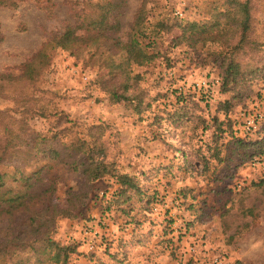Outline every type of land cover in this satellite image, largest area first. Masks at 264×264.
<instances>
[{"label": "rangeland", "instance_id": "rangeland-1", "mask_svg": "<svg viewBox=\"0 0 264 264\" xmlns=\"http://www.w3.org/2000/svg\"><path fill=\"white\" fill-rule=\"evenodd\" d=\"M72 1L89 13L103 0H51L50 10L36 0L0 6V142L20 128L25 138L39 134L0 171L18 190L16 166L38 174L30 191L52 183L49 204L77 206L75 216L56 217L50 234L75 243V251L66 263L50 252L43 264H264V172L249 160L264 151V116L252 135L242 129L243 112L264 110V0H249L248 37L240 43L226 20L234 12L229 0H121L114 12L119 26L109 34L126 41L140 12L142 42L152 41L145 47L150 60L128 64L126 77L124 52L112 41L73 52L51 47V37L73 22ZM214 17L219 27L207 28L202 39H177L179 25ZM220 56L241 68L225 91ZM123 83L127 93H142L140 112L110 99L108 89ZM78 138H97L113 172L132 176L140 191L115 200L113 175L91 180L73 170L67 161L80 158L70 157L66 145ZM28 215L16 213L10 225L0 217V239L9 232L27 239ZM19 256L35 264L33 251Z\"/></svg>", "mask_w": 264, "mask_h": 264}, {"label": "trees", "instance_id": "trees-1", "mask_svg": "<svg viewBox=\"0 0 264 264\" xmlns=\"http://www.w3.org/2000/svg\"><path fill=\"white\" fill-rule=\"evenodd\" d=\"M42 8H47L50 10L51 0H36ZM71 7L74 10L73 22L66 21L62 32H59L51 37L48 41L51 47H61L63 49H68L73 52L75 49H81L82 47L95 45L102 41L109 40L113 42L114 46H118V49L124 52L122 55L123 61L120 64L125 65L121 77H126V66L129 64L137 63L142 64L145 61L150 60V56L147 55L145 47L148 45L142 42L141 36L142 31L139 32L140 28V12L136 16L133 25V34L128 37L126 41H121L118 36H112L109 34L111 30H116L119 26V19L117 14L114 12L118 9L121 0H103L102 3L96 2L92 4L93 9L89 13L84 12L83 9L74 8L76 2H73ZM229 4H234L231 12L229 9L226 15V20L230 22V26L239 31L238 42H245L248 37L249 30V19H250V8L251 4L249 0H243L240 2L238 0H229ZM17 0H0V6H16ZM50 6V7H49ZM220 21L217 18H213V21L205 24H197L192 22L186 25H179L181 28V34L177 36L179 41L184 40H195L202 39V36L207 32V28H218ZM162 29H166V25L160 24ZM117 31V30H116ZM205 38V37H204ZM203 38V39H204ZM2 39L0 32V41ZM111 44V43H110ZM237 45L233 46L234 49ZM232 52V51H230ZM221 57V68H222V91L228 90L229 83L238 81V73L240 72V65L236 62L233 57ZM129 73V72H128ZM136 78V76H133ZM130 88L129 84L123 83L122 86H114L108 89L109 97L113 102L124 101L128 105L134 104L135 110L140 112L143 109V99L141 98L142 93H127ZM143 102V104H142ZM226 103V102H225ZM148 105V104H146ZM228 105V104H227ZM230 109V105L225 111ZM27 111V110H26ZM25 111V112H26ZM30 109L31 114H37L41 116H46L45 112L36 109ZM4 111H0L3 114ZM4 129L8 130L7 126ZM25 131L20 128V132L15 133L12 137L8 138L5 136L3 142H0V167L5 166L6 159L15 155L18 149L23 144H31L39 137L36 134L34 138H25ZM55 138V135L52 137ZM41 139L48 140L46 136L41 137ZM1 140V139H0ZM264 141V140H263ZM2 143V144H1ZM36 148L38 152L49 153L52 157H58L60 154L58 149L47 144L45 147L40 148L38 145L34 144L32 146ZM66 149L69 151V156H79L80 159H73L72 161H67L69 166L73 170L80 169L81 173L84 174L88 179L97 180L106 175H113L115 177V182L117 188L113 193L112 199L118 200L124 197L122 202L129 201L131 193L134 191H140L139 186L135 179L122 172H113L114 167L110 162L105 161V151L103 146L96 140L90 141L86 138H78L77 141H71L66 145ZM264 151L255 154V156H260ZM250 158L249 160H251ZM51 167V165H49ZM18 178L14 174V178L18 179L21 185V189H14L12 186L6 185V173L0 171V217H6L7 224H11L15 218L16 213L29 214L28 219L30 221V236L26 239L20 235L13 234L12 232L7 233L6 237L0 239V264H24L29 263V259H20L19 254H23L26 250L33 251L35 258V264H43L45 261L46 254L53 252L51 259L55 262L66 263L67 254L74 252L76 248L75 243L60 244L53 240L50 236L52 233V225L57 216H75L76 207L73 209L72 205L65 208L55 207L50 203L51 196L55 190L54 184L50 183L39 192H32L31 187L36 182V176L38 174L25 175L17 168ZM120 202V203H122ZM46 206H45V205ZM37 205H44L40 207L34 213ZM44 212L46 214H44Z\"/></svg>", "mask_w": 264, "mask_h": 264}, {"label": "built area", "instance_id": "built-area-1", "mask_svg": "<svg viewBox=\"0 0 264 264\" xmlns=\"http://www.w3.org/2000/svg\"><path fill=\"white\" fill-rule=\"evenodd\" d=\"M242 129L246 135H252L257 130V123L264 116V110H257L252 114L242 113ZM250 165L257 167L260 171L264 172V154L255 156L250 160ZM92 248V245H90Z\"/></svg>", "mask_w": 264, "mask_h": 264}]
</instances>
